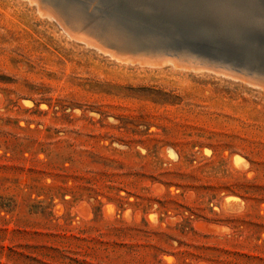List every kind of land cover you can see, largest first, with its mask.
<instances>
[{"label":"rangeland","instance_id":"rangeland-1","mask_svg":"<svg viewBox=\"0 0 264 264\" xmlns=\"http://www.w3.org/2000/svg\"><path fill=\"white\" fill-rule=\"evenodd\" d=\"M39 12L0 0V264H264V86Z\"/></svg>","mask_w":264,"mask_h":264},{"label":"water","instance_id":"water-1","mask_svg":"<svg viewBox=\"0 0 264 264\" xmlns=\"http://www.w3.org/2000/svg\"><path fill=\"white\" fill-rule=\"evenodd\" d=\"M53 1L75 40L78 28L88 29L110 37L105 48L128 52L137 64L158 55L264 86V0Z\"/></svg>","mask_w":264,"mask_h":264},{"label":"bare ground","instance_id":"bare-ground-1","mask_svg":"<svg viewBox=\"0 0 264 264\" xmlns=\"http://www.w3.org/2000/svg\"><path fill=\"white\" fill-rule=\"evenodd\" d=\"M29 1L33 2L37 5V7L40 9L41 14L52 17L53 19L58 21L60 23V25L65 30H67L69 33H72L71 28L69 27V24H66V22L62 18H60V16L58 14H56L53 11V9H59L56 7V4L54 3L53 0H29ZM30 4H32V3H30ZM41 16H43V15H41ZM86 30H88V29L78 28L77 33H76L77 37L83 41L91 40L94 44H98V45L109 44V41H111L110 37L105 38L102 35H100L98 32H95V31L89 32L90 30L89 31H86ZM112 53H113V55H117V57L119 56L120 59H125L128 56L127 55L128 53L124 52V51L112 50ZM152 54H155V53H152ZM188 55L189 54H184V56H186V59H188V58L191 59V57H190L191 55L190 56H188ZM156 56L158 57V59H160V62H158L160 65H163L164 63L174 64V65H176V67L179 65L177 62H173L171 58H168V60H167L163 56H158V55H156ZM156 56L151 55V56H144V57H150L151 61H155ZM181 57H183V56H181ZM162 61H165V62H162ZM154 64H156V63H154Z\"/></svg>","mask_w":264,"mask_h":264}]
</instances>
